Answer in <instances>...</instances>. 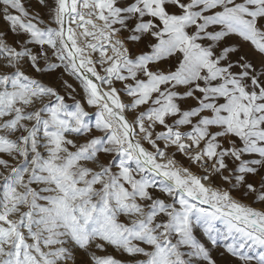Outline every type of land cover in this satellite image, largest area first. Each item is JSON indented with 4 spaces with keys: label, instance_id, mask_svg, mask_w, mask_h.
<instances>
[{
    "label": "snow or ice",
    "instance_id": "1",
    "mask_svg": "<svg viewBox=\"0 0 264 264\" xmlns=\"http://www.w3.org/2000/svg\"><path fill=\"white\" fill-rule=\"evenodd\" d=\"M0 264H264V0H0Z\"/></svg>",
    "mask_w": 264,
    "mask_h": 264
},
{
    "label": "rangeland",
    "instance_id": "2",
    "mask_svg": "<svg viewBox=\"0 0 264 264\" xmlns=\"http://www.w3.org/2000/svg\"><path fill=\"white\" fill-rule=\"evenodd\" d=\"M69 104H71V101H68Z\"/></svg>",
    "mask_w": 264,
    "mask_h": 264
}]
</instances>
